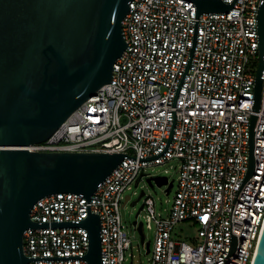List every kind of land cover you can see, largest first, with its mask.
I'll use <instances>...</instances> for the list:
<instances>
[{
  "label": "built area",
  "instance_id": "1",
  "mask_svg": "<svg viewBox=\"0 0 264 264\" xmlns=\"http://www.w3.org/2000/svg\"><path fill=\"white\" fill-rule=\"evenodd\" d=\"M259 2L236 0L229 12L198 16L166 151L150 161L124 158L90 196V213L100 221L101 264L126 261L130 239L119 215L126 192L148 176L147 168L171 162L177 164L178 177L164 216L144 194L142 228L154 233L147 264H223L230 230L236 248L225 264H253L264 226V74L253 128L254 168L232 213L231 206L248 165V126L255 62L259 63ZM128 8L121 22L127 47L113 64L111 81L72 112L46 142L28 151L149 158L165 148L173 96L192 45L195 8L188 0H132ZM86 214L83 197L58 193L39 200L29 217L34 223L72 222L84 220ZM182 223L195 227L196 236L190 243L180 242L175 254L173 230ZM22 243L27 258L84 256L88 245L83 228L27 229ZM142 247L145 250V241ZM29 264L87 263L71 259Z\"/></svg>",
  "mask_w": 264,
  "mask_h": 264
},
{
  "label": "water",
  "instance_id": "2",
  "mask_svg": "<svg viewBox=\"0 0 264 264\" xmlns=\"http://www.w3.org/2000/svg\"><path fill=\"white\" fill-rule=\"evenodd\" d=\"M132 0H0V264L30 261L82 259L101 264L100 221L89 210L90 196L124 159L150 161L161 156L172 138L175 100L193 54L197 18L202 13L229 12L235 1L188 0L195 8L193 39L187 64L171 105L172 125L165 148L149 158H130L112 153L30 152L28 147L46 142L50 136L102 86L111 81L114 62L126 49L121 22ZM259 53L248 126V165L235 195L251 177L253 128L260 108L264 74V0L256 12ZM149 187L173 183L165 177H149ZM71 193L86 200L82 221L41 222L30 220V211L41 199ZM142 197L141 191L135 205ZM130 199L126 196L122 207ZM132 222L144 244L142 223ZM230 213V220H231ZM83 228L87 232L84 256L27 258L22 234L27 229ZM227 256L236 248L231 235ZM149 253V242H145ZM253 264H264V226Z\"/></svg>",
  "mask_w": 264,
  "mask_h": 264
},
{
  "label": "rangeland",
  "instance_id": "3",
  "mask_svg": "<svg viewBox=\"0 0 264 264\" xmlns=\"http://www.w3.org/2000/svg\"><path fill=\"white\" fill-rule=\"evenodd\" d=\"M258 61L255 62L257 66ZM142 180L138 183L132 185L131 191L126 192V196H129L130 199L127 203L120 208L119 215L121 219V224L123 226V231L127 234L130 239V249L126 253V261L123 264H147L150 258L149 254L145 253L144 248L140 244V238L133 227L132 222L135 220V214L137 213L139 207L143 204L144 197H142L135 205L132 206V202L136 201L141 191L144 192L145 196L152 198L154 202V209L156 213L165 215V210H169L172 199L176 192V180L178 177L177 173V164L176 162H171L169 164L152 166L147 168L144 171ZM151 177H165L168 179L169 183L172 182L173 186L168 194L165 193L166 186L162 187H149L146 183V180ZM142 211L139 213L137 218L138 222L142 221ZM143 234L145 237V242L153 243L154 233L152 230H148L146 227H143ZM196 236L195 227L191 226L189 223L178 224L173 230V240L175 242V254H177L180 242L190 243L191 238ZM132 256V257H130Z\"/></svg>",
  "mask_w": 264,
  "mask_h": 264
},
{
  "label": "flooded vegetation",
  "instance_id": "4",
  "mask_svg": "<svg viewBox=\"0 0 264 264\" xmlns=\"http://www.w3.org/2000/svg\"><path fill=\"white\" fill-rule=\"evenodd\" d=\"M142 210H140V212H141Z\"/></svg>",
  "mask_w": 264,
  "mask_h": 264
}]
</instances>
